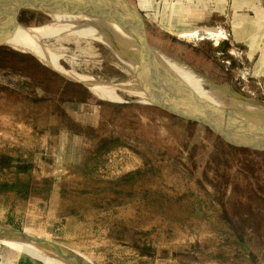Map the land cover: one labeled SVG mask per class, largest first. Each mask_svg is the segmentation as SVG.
<instances>
[{"label":"rangeland","instance_id":"1","mask_svg":"<svg viewBox=\"0 0 264 264\" xmlns=\"http://www.w3.org/2000/svg\"><path fill=\"white\" fill-rule=\"evenodd\" d=\"M104 1L39 5L51 19L0 0V234L47 240L88 264H264V148L140 102L113 82L127 71L109 53L132 57L145 37L154 62L264 106V0H151L146 11ZM47 52L67 76L38 57ZM0 264L69 263L0 241Z\"/></svg>","mask_w":264,"mask_h":264},{"label":"bare ground","instance_id":"2","mask_svg":"<svg viewBox=\"0 0 264 264\" xmlns=\"http://www.w3.org/2000/svg\"><path fill=\"white\" fill-rule=\"evenodd\" d=\"M15 2L16 0H2V4L7 3L11 6ZM29 3L33 5H37L36 6L37 8L45 10L44 14H46L49 18L51 17V19L52 17L57 16V14L49 12L48 9H46L45 7L42 8L41 6H39L41 4H50L49 2L46 3L44 1L34 0ZM138 4H139V7L143 11H146V10H150L152 6V1L151 0H138ZM51 5H60V4H51ZM103 8H106V7H103ZM76 23H78L77 25L86 24L87 28L91 30L94 29L93 31H97V33H100V35L105 36L107 39L111 35L114 36V34L111 33L113 31H111L112 29L110 27H109L110 29L106 28V31L108 32L106 35L104 34L105 30H99V29L95 30L93 26L91 27L86 22L78 21ZM70 25L73 27L76 26L75 24H70ZM169 28L172 31L178 30L175 26H171ZM55 32H60V30H57ZM70 32H73V31H70ZM124 32L126 33V31ZM205 33L219 37L218 35L213 34L212 31L208 29L205 31ZM48 34L52 35L51 33H48ZM182 34L183 33H181V35ZM114 37L117 38L116 36ZM48 38L52 40L51 36H49ZM112 42L115 43L116 45H119V42L117 43L113 40ZM138 44L140 46L139 42ZM67 50L69 49H66V51ZM136 50L137 52L134 53L133 51V54H132L134 57L133 56L128 57L125 55L123 56L121 54L118 55L116 51H109V53L113 56L111 58L115 57L114 59L119 61V64L121 65L120 67L126 68V71H127L126 78H122L123 81L121 82L113 81L114 83L121 86L123 90L131 89L130 91L133 90L132 92L138 93L139 95H141L140 96L141 98H137V99L140 102H143L145 104H155L158 106L162 105V106H166L170 108L176 107L179 109L191 110L196 113H199L213 127L221 131L229 140L233 142L247 143L253 140L264 142V106L263 105L259 103H255L251 100L248 101V100L239 99L233 96L232 94L225 92L218 85H215L213 82H210L209 80H207L204 76L203 77L209 83H205V84L203 83V87L202 86L199 87V83L193 82L192 80H190V78L184 76L182 73H178L175 70L169 68V66H167L166 64H161L158 61L154 62L152 59H151L152 64H149L147 62L142 63L141 59L137 58L139 57L138 55H140L139 53L140 50L139 49H136ZM60 52L63 54V56H66V57L67 55H69V54L65 55V52L62 50H60ZM135 54H138V55H135ZM52 55L53 53L47 52V53L40 54L38 57L43 62L47 63L49 66L54 67V69L55 68L59 69L60 73L67 76V73H65L63 69L60 68L61 66L58 65V63L55 60L56 58H53L54 56L52 57ZM101 55H103L102 52H101ZM72 59L71 60L73 62L74 60L75 62L79 60L75 58H72ZM91 61L87 59V61H83V62L88 65L89 63H91ZM115 63H118V62H115ZM80 64L82 65V62H80ZM119 64L117 65L119 66ZM128 66H131V67H128ZM80 74H81V78H79V80L84 82L89 87H92L94 85V86H97V88L98 87L100 88L101 86H103L105 90H109L113 92L111 88L103 85L101 83L102 80L95 78L93 74L88 73V72L87 73L81 72ZM183 86H184V89H183ZM119 91L121 92V90ZM111 92L109 93L106 91V95L111 94ZM111 95L115 96L114 92ZM134 96H136V94H134ZM134 96L132 98H134ZM115 99H117L115 100L117 102L123 101V98L117 95L115 96ZM244 106L247 107V109ZM244 110L245 112L247 111L249 114H251L250 118L242 117L243 115H241L240 113H243ZM2 242H10V243L18 244V245H29L31 247L32 246L35 247V249L37 248V246L34 244L18 243V242H13V241H2ZM59 258L71 264V262L61 257Z\"/></svg>","mask_w":264,"mask_h":264},{"label":"water","instance_id":"3","mask_svg":"<svg viewBox=\"0 0 264 264\" xmlns=\"http://www.w3.org/2000/svg\"><path fill=\"white\" fill-rule=\"evenodd\" d=\"M31 1H34V0H31ZM29 0H16L15 3L12 4L11 6V11L14 10L15 7L17 6H21V7H26L28 8V6L26 5V3H29L31 2ZM37 1H44V2H49L50 4H66L68 2L66 1H73L75 3H81V2H94L98 5H101L102 7L106 6L108 2L104 1V0H37ZM56 6V5H55ZM109 6V5H108ZM124 17V16H123ZM137 21L139 24H142V20H140L138 17H137ZM123 24L124 26L126 27V30L127 32H129L130 34H135L137 35L135 32L134 29H132L130 27V25L127 23L126 21V18H124V21H123ZM139 37V36H138ZM139 42H140V46L141 47V51H140V55L138 54H135V55H138L139 57L137 58H140L141 59V62L142 63H149V64H152V56L150 54V50H152V48H154L150 43H148L147 41H145V37H143L142 39L139 38ZM139 45V44H138ZM217 85V84H215ZM222 90H224L225 92L227 93H230L232 94L233 96L239 98V99H242V100H247L245 99L244 97H242L241 95L235 93L233 90L227 88V87H223L221 85H218ZM182 87V85H181ZM183 89H184V86H183ZM190 93V92H189ZM249 101V100H248ZM256 103V102H255ZM162 106V105H161ZM165 107V106H164ZM182 110V109H181ZM184 110V109H183ZM184 111H190V112H193L195 113L199 118H201L210 128H212L214 131H216L219 135H221L223 138H225L227 141L231 142L232 144H235V145H245V146H258V147H261V148H264V142H259V141H251V142H247V143H236V142H233L231 140H229L221 131L217 130L215 127H213L204 117H202V115H200L199 113H196L194 111H191V110H184ZM238 130V129H237ZM0 240L2 241H13V242H18V243H26V244H34L36 246H42L44 247L45 249L49 250V251H53L55 252L59 257L73 263V264H88L86 262H83L82 260L80 259H75V258H72L71 256L67 255L66 253L58 250V249H55L53 247H51L49 245V242L47 243V240H40V239H37V238H33V237H29V236H26V235H22V236H18L17 233H13L11 231H9L8 233H5V234H0Z\"/></svg>","mask_w":264,"mask_h":264},{"label":"crops","instance_id":"4","mask_svg":"<svg viewBox=\"0 0 264 264\" xmlns=\"http://www.w3.org/2000/svg\"><path fill=\"white\" fill-rule=\"evenodd\" d=\"M130 14H132V18H134V20H135V22L138 24V21H137V17L140 19V20H142L141 19V14L138 12V10H136L135 8H132L131 10H130ZM134 23V22H133ZM136 31V30H135ZM144 32V34H146L147 33V31H143ZM137 34V33H136ZM138 36H140V35H138Z\"/></svg>","mask_w":264,"mask_h":264}]
</instances>
